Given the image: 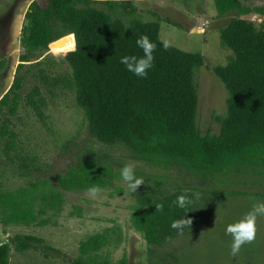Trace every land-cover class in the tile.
Instances as JSON below:
<instances>
[{"label":"trees","instance_id":"16d2710c","mask_svg":"<svg viewBox=\"0 0 264 264\" xmlns=\"http://www.w3.org/2000/svg\"><path fill=\"white\" fill-rule=\"evenodd\" d=\"M213 1L218 20L232 13L239 16L252 13L238 0ZM93 3V0L31 3L24 16L21 42L28 54L39 53L42 59L50 52L52 43L72 35L67 47L52 48L54 55L66 54L65 62L71 69V75L54 80V85L75 95L77 105L87 113L91 135L104 144H124L134 160L167 171L176 169L198 180V189L145 191V195L136 196L130 209V224L149 248L159 250L197 230L200 208L207 204L208 196L201 186L228 177L240 167H264V20L256 26L234 19L220 31L221 47L232 52L228 64L215 69L229 93L227 114L220 121L219 136L202 137L196 128L198 96L193 75L171 59L177 50L170 48L168 53H161L160 25L134 21L127 29L121 20L93 8ZM105 3L111 12L121 9L131 17L137 14V9L126 2ZM254 12L264 18V6ZM141 36H147L155 44L152 67L143 79L120 63L123 56H143L142 49L136 46ZM30 62L28 56L22 57L17 72L41 64L40 61L27 65ZM4 66L5 63L0 64V69ZM24 82L23 75L15 78L0 100V111L16 113ZM35 95H42L38 88L27 101L37 110ZM39 104L44 105L43 101ZM2 132L9 135L5 128ZM113 170L109 158L93 157L61 175L56 188L48 182H39L0 193V224L5 228L56 227L66 205V193H91L92 187L98 188L97 192L112 189V183L119 179ZM194 193L200 199L193 206L186 210L175 206L178 196L191 197ZM157 205L162 206L160 210ZM184 217L191 220L187 227L182 231L171 228L174 220ZM121 240L122 231L118 227L87 234L80 242L78 258L71 264H128L126 257L117 263L112 261L111 249L116 250ZM42 244V240L34 237L16 236L0 244V264H10L12 250L23 254L38 250ZM45 251L59 254L50 248ZM150 255L155 256V251ZM154 256L150 264H162Z\"/></svg>","mask_w":264,"mask_h":264},{"label":"rangeland","instance_id":"374dc122","mask_svg":"<svg viewBox=\"0 0 264 264\" xmlns=\"http://www.w3.org/2000/svg\"><path fill=\"white\" fill-rule=\"evenodd\" d=\"M35 1L40 0H0V64L5 63L0 69V100L17 76L25 77L16 113L10 115L7 109L0 111V193L39 182H48L56 188L61 175L93 157L109 158L119 179L112 183V189L95 194L66 193V205L56 227L5 228L0 224V244L16 236L43 241L38 250L23 254L12 250L10 264H71L78 258L80 242L87 234L113 227L122 231L121 244L116 250L111 249L114 263L126 257L128 264H150L154 256L150 252L155 251V260L162 264H264V213L256 214L255 239L242 245L235 256L231 255L232 236L225 231L228 225L253 212L256 205L264 204V167H240L228 177H219L216 182L201 186L208 196L207 204L200 208L197 230L159 250L149 248L133 230L130 209L136 203V196L145 195V191L194 190L198 189L199 182L185 172L167 171L134 160L124 144H104L91 135L87 113L77 105L75 95L54 85V80L71 75L66 54L54 55L50 51L39 59V53L28 54L23 47L24 16ZM93 1V8L121 20L127 29L134 21L160 25L161 53H168L170 48L177 50L173 57L168 56L193 75L198 96L197 131L202 137L219 136L229 93L215 69L225 67L232 56L230 50L221 47L220 31L234 19L258 26L264 18L254 11L264 6V0H238L252 13L244 16L232 13L220 20L216 19L213 0ZM107 1L126 2L137 9V14L131 17L121 9L111 12ZM49 54L53 57H46ZM24 56L32 61L27 65L40 61L41 64L26 66L18 73ZM36 88L42 94L34 96L37 110L27 101ZM3 128L9 135L2 132ZM125 165H132L135 175L143 181L136 192L130 191L120 178V170ZM47 248L59 254L47 253Z\"/></svg>","mask_w":264,"mask_h":264},{"label":"clouds","instance_id":"9594fccd","mask_svg":"<svg viewBox=\"0 0 264 264\" xmlns=\"http://www.w3.org/2000/svg\"><path fill=\"white\" fill-rule=\"evenodd\" d=\"M136 46L143 51L142 57L136 56H123L120 59V63L125 66V69L132 73L134 76L141 79L145 78L148 74V70L152 67L153 62V51L155 49V44L150 42L147 36H141L136 40ZM167 48V44L164 45ZM120 178L128 186V189L132 192H136L138 186H140L143 181L135 175V171L132 165H125L120 170ZM99 189L92 187L89 191L95 194ZM200 195L194 193L191 197L188 195H180L174 201L177 208L181 210H186L193 206L197 201H199ZM161 205H157V210L161 209ZM257 213H264V204L256 205L253 212L247 214L242 220L230 224L225 229L226 234H231V255L235 256L240 251L242 245L252 242L256 236L255 228V218ZM191 220L185 217L180 220H174L171 223V228L176 230H183L187 227Z\"/></svg>","mask_w":264,"mask_h":264},{"label":"water","instance_id":"95a60500","mask_svg":"<svg viewBox=\"0 0 264 264\" xmlns=\"http://www.w3.org/2000/svg\"><path fill=\"white\" fill-rule=\"evenodd\" d=\"M74 36V35H73ZM70 36H66V37H63V38H61V39H59V40H57V41H55L54 43H52L51 45H50V51H52V48H57V49H62V48H65V47H67V44H68V38H69ZM75 39V38H74ZM75 46H76V44H75ZM72 52V51H71Z\"/></svg>","mask_w":264,"mask_h":264},{"label":"built area","instance_id":"2783aa9c","mask_svg":"<svg viewBox=\"0 0 264 264\" xmlns=\"http://www.w3.org/2000/svg\"><path fill=\"white\" fill-rule=\"evenodd\" d=\"M202 26L204 27V26H206V24H203ZM203 27H202V29H200V30H202V32H201V33H203V32H204V29H203Z\"/></svg>","mask_w":264,"mask_h":264}]
</instances>
